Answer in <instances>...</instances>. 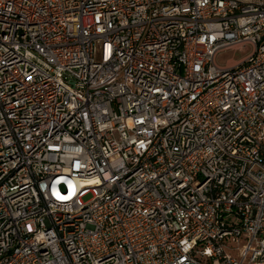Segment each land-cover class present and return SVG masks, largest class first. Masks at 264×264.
I'll return each mask as SVG.
<instances>
[{
    "label": "built area",
    "instance_id": "1",
    "mask_svg": "<svg viewBox=\"0 0 264 264\" xmlns=\"http://www.w3.org/2000/svg\"><path fill=\"white\" fill-rule=\"evenodd\" d=\"M0 264H264V0H0Z\"/></svg>",
    "mask_w": 264,
    "mask_h": 264
},
{
    "label": "rangeland",
    "instance_id": "2",
    "mask_svg": "<svg viewBox=\"0 0 264 264\" xmlns=\"http://www.w3.org/2000/svg\"><path fill=\"white\" fill-rule=\"evenodd\" d=\"M250 53V48L242 51L225 50L218 54L216 64L218 67H225L229 61L238 62Z\"/></svg>",
    "mask_w": 264,
    "mask_h": 264
}]
</instances>
